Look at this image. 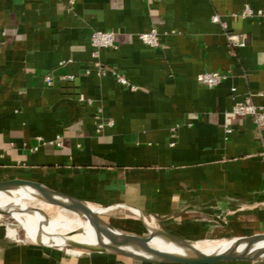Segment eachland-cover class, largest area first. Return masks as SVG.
I'll use <instances>...</instances> for the list:
<instances>
[{"label": "crops", "instance_id": "0c3cea01", "mask_svg": "<svg viewBox=\"0 0 264 264\" xmlns=\"http://www.w3.org/2000/svg\"><path fill=\"white\" fill-rule=\"evenodd\" d=\"M246 5L264 12V0H0V181L119 206L108 215L138 217L108 221L127 233L143 235L139 211L210 247L263 234L264 132L232 115L236 103L264 107V15L239 17ZM152 29L156 48L139 39ZM95 31L116 46L96 58ZM227 31L246 46L231 48ZM203 73L227 79L208 88ZM16 235L0 226V264H145Z\"/></svg>", "mask_w": 264, "mask_h": 264}, {"label": "water", "instance_id": "95a60500", "mask_svg": "<svg viewBox=\"0 0 264 264\" xmlns=\"http://www.w3.org/2000/svg\"><path fill=\"white\" fill-rule=\"evenodd\" d=\"M25 192L31 198L51 207L74 213L88 222L95 235V244H86L62 237L63 244H45L39 240L26 237L36 244L47 247L74 249L83 252L111 254L145 264H231V263H260L264 262V233L252 236L234 238L212 251H204L196 247L197 243L187 242L171 235L156 226H151L145 216L136 211L148 234L137 235L124 232L105 221L102 216L119 208L98 207L75 197L57 192L41 183L26 179L0 181V194L12 195ZM124 207V206H122ZM15 209L1 211L2 216L11 217ZM16 221V220H15ZM61 238V237H60ZM154 243H167L176 246L179 251L172 252L153 246Z\"/></svg>", "mask_w": 264, "mask_h": 264}, {"label": "bare ground", "instance_id": "6f19581e", "mask_svg": "<svg viewBox=\"0 0 264 264\" xmlns=\"http://www.w3.org/2000/svg\"><path fill=\"white\" fill-rule=\"evenodd\" d=\"M92 207L93 209L98 208ZM9 208L15 209L10 218L16 220L18 224H22L32 240L41 239L45 244H63L62 237L74 235L70 237L72 240L86 244L96 243L92 228L82 217L59 208L56 216L49 217L48 212L53 207L31 198L30 195L23 191L12 195L0 194V210L7 211ZM150 225L154 226V223L151 222ZM202 244L199 242L196 247L207 252L219 247H210ZM153 246L172 252L179 251L176 246L167 243H154Z\"/></svg>", "mask_w": 264, "mask_h": 264}, {"label": "built area", "instance_id": "2783aa9c", "mask_svg": "<svg viewBox=\"0 0 264 264\" xmlns=\"http://www.w3.org/2000/svg\"><path fill=\"white\" fill-rule=\"evenodd\" d=\"M146 3H152V2H160L163 0H144ZM264 15L263 11H255L253 8L249 5H246L243 9V11L239 14V17L243 19H252L256 17H261ZM212 21L214 23H219L222 25L224 29H226V25L221 21L220 17L215 15L212 18ZM114 32L111 31H95L91 35V44L93 47V56L96 58L99 53L102 50H107V49H113L115 48V41H114ZM139 39L148 46L151 47H159L160 46V38L159 34L156 29H152L148 33L141 34L139 36ZM226 39L229 44V46L233 49L237 48H242L246 46V42L248 39L247 35H238L234 34L231 32H226ZM65 63L63 62L61 65H64ZM89 73V72H87ZM98 73L100 75H106V74H113L118 82L119 85L123 87H127L128 89L132 91L138 90L136 86H133L125 76L117 73V72H112L111 70H108L104 67H99L98 68ZM63 79L67 82L72 84L74 87L77 86V82L79 81V77L75 75H64ZM227 77L225 75L219 74V73H203L197 77V82L205 87L208 88H215L221 85ZM47 84L51 85V79L47 78L46 79ZM232 115L234 117H241V118H247L253 121L255 124L256 128L259 130V132L262 134L264 132V107L257 106L252 103L248 102H240L236 103L233 106L232 109ZM102 126L100 127V129ZM38 141H42L41 138L38 139ZM57 146L61 147L62 146V141L61 138H57L56 142ZM37 149V148H36ZM10 234V232H9ZM16 237V236H12ZM18 240V239H17Z\"/></svg>", "mask_w": 264, "mask_h": 264}, {"label": "rangeland", "instance_id": "374dc122", "mask_svg": "<svg viewBox=\"0 0 264 264\" xmlns=\"http://www.w3.org/2000/svg\"><path fill=\"white\" fill-rule=\"evenodd\" d=\"M57 210H58V208H55V207L51 208V211L48 212L49 217L56 216L57 212H58ZM133 216L136 217V215H133L129 211L124 210V211H121V213H114V214L112 213L111 215L104 214L102 216V218L105 221H107V222L108 221H111V222H116L117 221L118 222V220H115L116 217H121V218L129 217L130 218V217H133ZM136 218H138V217H136ZM0 226H3L4 229H6L8 232H10L11 230L17 231V239L20 240V241H23L25 239L29 240L26 237L25 231L23 230L21 225L18 224L15 220H13L12 218H10L8 216H3L2 218H0ZM142 233H143V235H147L148 234L146 229H145V231L142 230Z\"/></svg>", "mask_w": 264, "mask_h": 264}]
</instances>
